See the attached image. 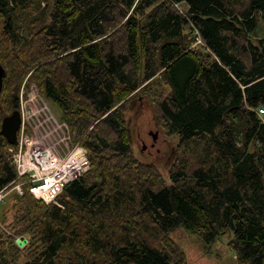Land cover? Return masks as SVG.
<instances>
[{
	"label": "trees",
	"instance_id": "1",
	"mask_svg": "<svg viewBox=\"0 0 264 264\" xmlns=\"http://www.w3.org/2000/svg\"><path fill=\"white\" fill-rule=\"evenodd\" d=\"M263 23L264 0H0V128L33 82L90 160L62 207L27 183L14 192L0 264H187L179 226L208 254L231 232L238 264H264ZM137 92L177 135L169 182L132 153L124 103ZM10 147L0 133V189L24 179Z\"/></svg>",
	"mask_w": 264,
	"mask_h": 264
},
{
	"label": "rangeland",
	"instance_id": "2",
	"mask_svg": "<svg viewBox=\"0 0 264 264\" xmlns=\"http://www.w3.org/2000/svg\"><path fill=\"white\" fill-rule=\"evenodd\" d=\"M42 7L47 15L49 9L45 3H42ZM180 8L185 10L187 6L181 3ZM260 29L258 35L264 32V23L260 25ZM23 85L19 92V109L23 111L25 131L33 143L49 147L60 155L79 144L73 142L67 122L62 118L61 110L57 105L39 94L33 82H29L25 87ZM124 109V119L130 130L133 155L144 162L154 163L166 182H169L167 169L174 157L173 148L177 135H164L156 128L151 107L146 97L139 92L126 100ZM154 133L156 137L153 140ZM152 141L154 145H151ZM143 142L146 144L144 149ZM13 194L12 190H8L4 202L0 203V230L12 219L13 209L10 198ZM231 236V232L220 236L208 254L204 251L206 244L199 235L181 226L170 233V237L184 250L187 264H238L234 253L227 246ZM21 237L24 236L16 235L15 240ZM25 244L26 242L19 245L23 247ZM23 260L20 258L19 263Z\"/></svg>",
	"mask_w": 264,
	"mask_h": 264
},
{
	"label": "built area",
	"instance_id": "3",
	"mask_svg": "<svg viewBox=\"0 0 264 264\" xmlns=\"http://www.w3.org/2000/svg\"><path fill=\"white\" fill-rule=\"evenodd\" d=\"M175 5L181 9V3H175ZM196 42H201L198 36ZM20 114L21 122L17 131V143L14 148H8V152L10 153V161L16 169V179H24L11 187H2L0 189V203L4 202L8 190L22 194V185L27 183L29 184L28 190L34 198L46 204L53 203L62 207L57 196L67 183L81 177L88 171L90 166L88 151L84 146L76 144L63 155H60L49 147L34 144L25 131V119L22 110ZM257 114L262 117L264 109H258Z\"/></svg>",
	"mask_w": 264,
	"mask_h": 264
},
{
	"label": "water",
	"instance_id": "4",
	"mask_svg": "<svg viewBox=\"0 0 264 264\" xmlns=\"http://www.w3.org/2000/svg\"><path fill=\"white\" fill-rule=\"evenodd\" d=\"M5 76V68L0 65V92L3 87V78ZM21 122V114L18 109L14 110L9 115L3 117L1 122L0 133L5 137L9 144L15 145L17 142V130ZM153 140L156 137V133L152 135ZM144 149V146H143ZM25 241L24 237L19 239V242Z\"/></svg>",
	"mask_w": 264,
	"mask_h": 264
},
{
	"label": "flooded vegetation",
	"instance_id": "5",
	"mask_svg": "<svg viewBox=\"0 0 264 264\" xmlns=\"http://www.w3.org/2000/svg\"><path fill=\"white\" fill-rule=\"evenodd\" d=\"M151 145H154L153 141H152V144ZM143 146H144V148L146 147V144H144V142H143Z\"/></svg>",
	"mask_w": 264,
	"mask_h": 264
}]
</instances>
